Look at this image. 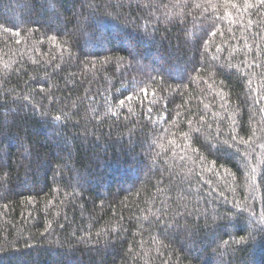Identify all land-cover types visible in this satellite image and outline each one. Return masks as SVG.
Listing matches in <instances>:
<instances>
[{
	"label": "trees",
	"instance_id": "16d2710c",
	"mask_svg": "<svg viewBox=\"0 0 264 264\" xmlns=\"http://www.w3.org/2000/svg\"><path fill=\"white\" fill-rule=\"evenodd\" d=\"M233 3L0 0V264H264V5Z\"/></svg>",
	"mask_w": 264,
	"mask_h": 264
},
{
	"label": "snow or ice",
	"instance_id": "6c2138e0",
	"mask_svg": "<svg viewBox=\"0 0 264 264\" xmlns=\"http://www.w3.org/2000/svg\"><path fill=\"white\" fill-rule=\"evenodd\" d=\"M259 2H260V4L264 5V0H259ZM226 3H230L231 6L234 8L237 7V5L235 3H233V0H226ZM245 4H248V0H245ZM248 6L250 7L251 5H248ZM17 34H19V33H17ZM144 93H145V96H147V90L146 89L144 90ZM128 99H131V97H128ZM123 103H124V101L121 100L120 104L123 105ZM57 119H59V117H57Z\"/></svg>",
	"mask_w": 264,
	"mask_h": 264
}]
</instances>
